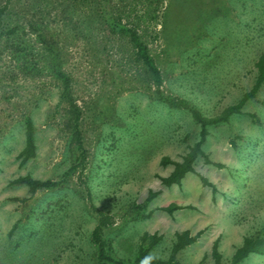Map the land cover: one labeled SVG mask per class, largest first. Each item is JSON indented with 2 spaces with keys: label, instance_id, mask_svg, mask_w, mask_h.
I'll return each mask as SVG.
<instances>
[{
  "label": "rangeland",
  "instance_id": "1",
  "mask_svg": "<svg viewBox=\"0 0 264 264\" xmlns=\"http://www.w3.org/2000/svg\"><path fill=\"white\" fill-rule=\"evenodd\" d=\"M4 7L2 27H24L33 42L38 38L28 25L40 27L70 78L87 157L84 171L57 190L30 194L9 184L27 175L59 181L74 157L68 107L49 61L39 55L25 60L2 41L0 264H96L90 240L97 212L115 259L133 260L148 233L161 236L151 255L166 260L175 234L187 230L202 235L177 255L181 264H213L217 238L226 263L264 220V84L241 115L208 127L203 151L223 168L199 159L195 172L214 185V199L196 174L165 188L156 175H169L173 166H161V158L180 161L199 127L187 112L155 100L131 42L113 29L126 26L142 37L164 94L212 117L255 81L254 64L264 52V0H0ZM33 63L42 72L24 73ZM25 117L34 126L36 156L20 167ZM149 190L159 191L145 210L151 216L134 220L132 207ZM170 203L191 208L172 215L159 210ZM242 264H264V256L251 255Z\"/></svg>",
  "mask_w": 264,
  "mask_h": 264
},
{
  "label": "trees",
  "instance_id": "2",
  "mask_svg": "<svg viewBox=\"0 0 264 264\" xmlns=\"http://www.w3.org/2000/svg\"><path fill=\"white\" fill-rule=\"evenodd\" d=\"M6 10L7 7L0 9V49L2 41H6V46L14 50V54H18L25 60H28V56L30 55H39L41 59L49 61L50 73H54L53 75L56 80L59 81L61 86V98L66 102L68 107L66 127L69 129V146L74 157L70 167L59 181H43L34 179L27 175L18 177L10 181L9 184L25 186L30 194H34L38 191L57 190L64 186L68 178L76 173H81L85 169L87 156L80 129L82 113L72 98L70 92V78L60 70L57 55L55 56L57 60H54V51L51 45L47 42L46 38H44L43 33L40 32V27L32 24L28 25L31 32L37 36V42H33L32 37L25 33L26 30L24 27L20 28L18 26H14L10 29L7 27L4 28L2 27V17L6 14ZM114 26L115 28L113 30H117L121 34L128 37L137 59L140 61L141 65L145 67L147 73L149 74L151 84L154 86L153 95L155 100L164 104L170 110L187 112L199 127L197 141L188 147V151L181 157L180 161H174L166 156L161 158V166L165 167L171 165L173 166V169L167 176L163 177L156 175L160 184L165 188L180 186L185 176L188 174H196L201 184L211 189L212 199H214L216 188L207 178L195 172V165L199 159H202L206 165H213L219 169L223 168L222 164L211 162L208 155L203 151V145L208 136V127L226 124L232 117L241 115L244 105L254 99L256 94L261 90L264 84V52L260 54L254 64L256 77L252 87L241 96L237 103L227 106L218 115L207 117L202 115L196 107L191 105L185 99H179L171 95L164 94L160 90L163 83L161 73L155 65L153 58L150 56L148 48L142 37L136 30L129 27L122 25ZM9 40H12V42L8 43ZM38 47L40 48V51H37ZM32 70L42 72V66L37 63H33L30 69H23L24 73H30ZM34 133V126L31 119L29 117H25L24 147L18 154L20 167L36 156ZM158 194L159 191L149 190L148 195L142 204L133 205L132 212L134 214V220H145L151 216V212L145 213V210ZM81 195L85 198L83 194ZM184 208L191 207H183L175 203H170L165 207H161L159 210L167 213L168 215H172L174 212ZM97 214L98 223L91 232L90 240L96 249V264H140L141 260L150 255L151 250L161 240V236H158L157 234L144 233L139 239L140 244L137 254L133 260L123 261L115 259L111 256L110 245L104 237V228L106 226L105 218L100 213L97 212ZM201 235L202 231H199L194 235H191L187 230L177 232L172 242L168 259L162 260L153 256L154 259L150 262V264H181L177 260V255L188 246L196 243ZM254 254L264 256V220L262 226L255 233L243 238L241 245L235 248L233 254L226 263H223L222 260L218 238L213 241L210 252L213 264H242L243 261Z\"/></svg>",
  "mask_w": 264,
  "mask_h": 264
},
{
  "label": "clouds",
  "instance_id": "3",
  "mask_svg": "<svg viewBox=\"0 0 264 264\" xmlns=\"http://www.w3.org/2000/svg\"><path fill=\"white\" fill-rule=\"evenodd\" d=\"M153 259H154V257L150 254V255L144 257V258L141 260L140 264H150V262H151Z\"/></svg>",
  "mask_w": 264,
  "mask_h": 264
}]
</instances>
